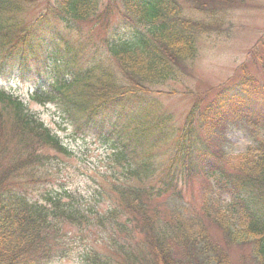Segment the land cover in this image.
Masks as SVG:
<instances>
[{
	"label": "trees",
	"instance_id": "16d2710c",
	"mask_svg": "<svg viewBox=\"0 0 264 264\" xmlns=\"http://www.w3.org/2000/svg\"><path fill=\"white\" fill-rule=\"evenodd\" d=\"M47 1L0 0L2 65L18 54L17 47L29 49L27 58L32 51L50 50V87L35 92L33 101L51 102L75 122L110 109L127 94L135 104L150 92L155 97L142 104L145 113L136 128L116 122L114 131L122 139L113 141L117 148L105 161L103 182L84 196L49 184L62 168L51 151L74 156L73 151L26 104L0 90V264H51L74 250L82 264H233L205 222L216 225L229 245H250L255 264H264V85L241 72L242 63L238 69L244 79L221 91L171 87L189 76L198 40L220 29L244 0H110L123 8L120 27L81 69L73 65L80 52L63 36L81 35L86 23L108 29L110 10H100L101 0ZM56 21L64 33L52 34ZM44 26L50 35L41 30ZM263 41L249 53L253 62L264 63L258 47L264 51ZM214 91L217 98L207 94ZM179 99L191 106L181 127L167 128L171 116L161 106ZM128 112V105L121 109L123 117ZM229 128L249 134L252 142L243 152L229 153ZM164 147H170L166 161H155ZM192 181L201 182L198 209H163L165 198L184 199ZM224 195L229 196L226 205ZM67 226L81 237H70ZM90 230L98 234L89 244L85 233L90 236Z\"/></svg>",
	"mask_w": 264,
	"mask_h": 264
},
{
	"label": "rangeland",
	"instance_id": "374dc122",
	"mask_svg": "<svg viewBox=\"0 0 264 264\" xmlns=\"http://www.w3.org/2000/svg\"><path fill=\"white\" fill-rule=\"evenodd\" d=\"M50 1H47L46 4ZM43 7V5H40L36 9ZM118 10V8L110 10L108 18L112 22L116 21L118 23L120 21ZM225 21L222 31L214 27L209 34H204L201 37L198 43V59L194 67H190L189 76L185 78L183 83L172 82L171 87L179 85L178 87L181 90L189 87L195 92H206L208 87L214 86L218 91H221L232 86L234 80L239 78L244 79L241 72L262 78L263 69L260 71L259 63L253 62L249 51L259 44V41L264 40V0H244L229 11L225 17ZM51 24L54 26L52 34L64 33L62 32V24L57 21ZM89 27L94 39L98 42V50L100 52L103 42L108 37L104 27L89 23V26L82 27L81 35H76L71 31V39L75 41L83 39L82 36H85ZM45 29L51 33L48 26ZM258 47L263 57L264 51L259 45ZM28 51L27 47L23 49L17 47L14 52L19 53L7 59L6 65H2L0 61V89L13 92L17 90L19 96L29 104L35 116L43 119L53 131L58 133L63 142L68 145V148L72 149L74 156L73 154L63 156L55 151L52 152L51 157L57 160L62 168L58 175L48 179L49 184L57 189L68 188V192L80 191L82 195L87 196L86 192H89L94 184L97 185L104 172L108 170V165L104 161L105 155L110 149V143L105 140V136H108V131L114 128L116 122L122 126L123 123H129L131 125L130 128H136V124H142V121H140L141 116L145 113L142 104L145 103L146 107L148 102L155 97V94L150 92L149 97L139 104H135L136 99L134 97H130V99L126 98L114 104L113 107L110 106L109 108L112 107L111 109L97 110L90 117L82 115V118H76L75 123H73L66 116L63 118L56 105L50 103L38 105L30 101V97L28 96L32 92L47 88L50 75L53 72V66H50V50L47 47L32 51V55L27 59ZM97 55L98 53L92 52L86 54L83 51L81 60L73 64L75 69L86 67ZM43 57L46 58V61ZM242 62L246 66L240 72L238 66ZM136 93L143 94L144 92ZM207 94L210 97L214 96L217 98L215 91ZM165 99L166 97L160 95L159 102H164ZM127 105L129 112L122 119L121 109ZM188 106L190 108L191 105H188L187 99L175 100L170 105L161 106L163 113L166 116H171L167 128L171 126L179 128L182 126ZM85 121L90 123L85 124ZM91 122L94 124H91ZM112 134L114 137L117 136L118 139H122L121 136L115 133ZM226 136L228 137L226 146L229 153L232 154L243 152L251 142L249 134L243 128H229ZM108 137L113 136L110 135ZM129 138L130 133H127L124 139L128 140ZM174 138L172 137L168 143L173 142ZM118 144L123 145L124 142L121 140L118 141ZM169 151L170 147L162 148L157 152L154 160L157 162L166 161ZM200 187V181H192L185 186L187 192H185L184 199L172 200L165 198L162 201L163 209L179 205H186L188 207L187 211L198 209L201 204ZM223 199L226 205L229 201V196L224 195ZM110 203L111 200L106 199L105 204ZM205 225L215 242L220 243L228 249L233 264H255L250 245L248 247L229 245L222 231L216 225L210 222H205ZM65 230L69 233L70 237H81L77 235L78 231L75 228L67 226ZM89 232L91 234V230ZM97 234L98 232L89 236L86 232L87 238H85V242L89 244L93 243V240L97 238ZM77 253L78 250H74L71 252L70 259L58 260L51 264H82L80 260H76L81 255H77ZM200 257L204 259L202 255Z\"/></svg>",
	"mask_w": 264,
	"mask_h": 264
}]
</instances>
